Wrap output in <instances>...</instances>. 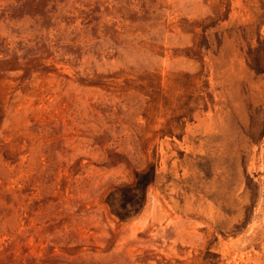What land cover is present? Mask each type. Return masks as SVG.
Returning a JSON list of instances; mask_svg holds the SVG:
<instances>
[{
  "label": "rangeland",
  "instance_id": "rangeland-1",
  "mask_svg": "<svg viewBox=\"0 0 264 264\" xmlns=\"http://www.w3.org/2000/svg\"><path fill=\"white\" fill-rule=\"evenodd\" d=\"M0 264H264V0H0Z\"/></svg>",
  "mask_w": 264,
  "mask_h": 264
},
{
  "label": "trees",
  "instance_id": "trees-1",
  "mask_svg": "<svg viewBox=\"0 0 264 264\" xmlns=\"http://www.w3.org/2000/svg\"><path fill=\"white\" fill-rule=\"evenodd\" d=\"M141 173L142 172H136L135 176L137 177ZM147 183H148V180H147V182L145 181L142 183L136 179L134 182L126 184L125 186L128 188H132V187L136 186L135 188L137 191L134 194H132L130 201L127 200L126 202H123L122 204H120V208L121 209H127L126 205H127V203H129L130 206H133V211H137L140 208V206L143 203V200L145 198V188L147 186Z\"/></svg>",
  "mask_w": 264,
  "mask_h": 264
}]
</instances>
